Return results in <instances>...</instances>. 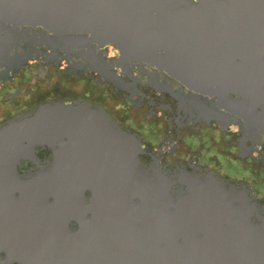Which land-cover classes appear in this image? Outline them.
I'll list each match as a JSON object with an SVG mask.
<instances>
[{
	"label": "water",
	"instance_id": "obj_1",
	"mask_svg": "<svg viewBox=\"0 0 264 264\" xmlns=\"http://www.w3.org/2000/svg\"><path fill=\"white\" fill-rule=\"evenodd\" d=\"M30 28L88 58L116 48L264 132V0H0V76L27 63ZM147 153L85 101L1 123L0 264H264L247 185Z\"/></svg>",
	"mask_w": 264,
	"mask_h": 264
},
{
	"label": "flooded vegetation",
	"instance_id": "obj_2",
	"mask_svg": "<svg viewBox=\"0 0 264 264\" xmlns=\"http://www.w3.org/2000/svg\"><path fill=\"white\" fill-rule=\"evenodd\" d=\"M29 30L32 40L14 52L27 63L0 76V124L48 101H85L140 135L148 152L144 161L153 153L170 167L211 169L247 185L264 203L261 129L161 69L119 62L116 48L88 58L52 48L43 41V28Z\"/></svg>",
	"mask_w": 264,
	"mask_h": 264
}]
</instances>
